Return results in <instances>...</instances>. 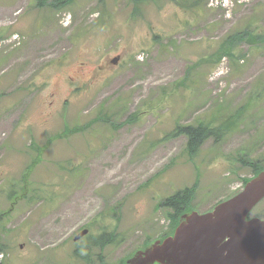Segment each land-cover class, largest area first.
I'll list each match as a JSON object with an SVG mask.
<instances>
[{
    "label": "rangeland",
    "instance_id": "374dc122",
    "mask_svg": "<svg viewBox=\"0 0 264 264\" xmlns=\"http://www.w3.org/2000/svg\"><path fill=\"white\" fill-rule=\"evenodd\" d=\"M238 33L264 0H0V264H125L169 195L195 182L203 213L264 168V39L218 58ZM210 121L190 155L177 127Z\"/></svg>",
    "mask_w": 264,
    "mask_h": 264
},
{
    "label": "water",
    "instance_id": "95a60500",
    "mask_svg": "<svg viewBox=\"0 0 264 264\" xmlns=\"http://www.w3.org/2000/svg\"><path fill=\"white\" fill-rule=\"evenodd\" d=\"M263 197L264 171L213 210L182 214L173 236L136 252L127 264H264V220H246Z\"/></svg>",
    "mask_w": 264,
    "mask_h": 264
},
{
    "label": "trees",
    "instance_id": "16d2710c",
    "mask_svg": "<svg viewBox=\"0 0 264 264\" xmlns=\"http://www.w3.org/2000/svg\"><path fill=\"white\" fill-rule=\"evenodd\" d=\"M38 1H39L40 5L45 4V5H49L51 7H55V8L59 5L65 6L66 4L70 3V0H56V1L50 2L49 4L47 3L46 0H38ZM132 1L134 2L135 5H137L138 2L144 1V0H132ZM243 38L248 39V41H251V42H256L259 39H261V40L264 39L263 36H253L251 34L238 33V34L232 35L227 39V42L222 47L223 49L221 52H219L218 58H220L224 54H231V53H229V48H227V47L234 46L237 43V41H241ZM210 123H211V121L208 123L200 122L196 126L188 125V126H183V127H180V126L177 127L175 133L184 134L187 136V139H188L187 149H188V152L190 155H194L198 151L200 145L202 144V142L205 139H207L210 135H214L215 131L220 130V132H222L221 128L225 126V123H223L219 127L211 128V127H209ZM77 129H78L77 126L70 128V127L64 125L63 131L51 136L49 138V140L60 139L62 137L67 136V134H72L73 132H76ZM31 145H35V144L32 142ZM35 146H36L35 150H38V154L32 158L31 164L26 166V168L22 174L23 180L25 181L24 185H23L22 193L20 195H14L16 193L12 192L9 195H7L9 198H12L13 197L12 195H14V199L17 200V199L23 197L25 195V191L28 190L27 178L30 175V173L33 171V168L35 167L37 162L40 160V153L42 152V150L45 147V145H42V146L35 145ZM261 170L262 169L260 167L255 166L253 176L257 175ZM249 179L250 178L244 179V183L247 182ZM195 185L174 192L173 194L169 195L167 198H165L160 203L163 207L170 209V210H167V215H181L183 212L189 211L191 209L190 201L193 197V189H194ZM106 237L107 236H103V238H104L103 241H106V243H104V244L111 243L112 239L111 238L106 239ZM0 250H2V248H0Z\"/></svg>",
    "mask_w": 264,
    "mask_h": 264
},
{
    "label": "flooded vegetation",
    "instance_id": "af4514ba",
    "mask_svg": "<svg viewBox=\"0 0 264 264\" xmlns=\"http://www.w3.org/2000/svg\"><path fill=\"white\" fill-rule=\"evenodd\" d=\"M163 216L168 218V222H167V224L165 226L166 228H168V230L165 231L162 235H158L155 238H152V239H149V240L145 241L141 247H138L136 249L135 252L144 250L148 246L152 245L154 242H156V241H160L161 242L166 237L171 236L174 233L175 228L177 227V225L181 222V220H183V215H163ZM139 222H140V220H139Z\"/></svg>",
    "mask_w": 264,
    "mask_h": 264
}]
</instances>
